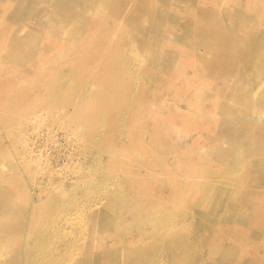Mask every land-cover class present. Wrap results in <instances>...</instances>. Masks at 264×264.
Returning a JSON list of instances; mask_svg holds the SVG:
<instances>
[{
    "label": "bare ground",
    "instance_id": "obj_1",
    "mask_svg": "<svg viewBox=\"0 0 264 264\" xmlns=\"http://www.w3.org/2000/svg\"><path fill=\"white\" fill-rule=\"evenodd\" d=\"M201 1L0 0V58L37 79L11 94L0 92L2 121L16 123L42 102L70 108L76 99L77 121L60 128L81 142L77 176L95 181L72 177L60 189L41 192L26 169L8 163L17 147L0 146V264H264L249 248L264 242V0L253 13L226 12L231 26L221 24L218 7L197 8ZM66 67L81 76L70 89ZM151 67L167 77L162 101L135 81L147 84ZM206 69L222 81L200 103L198 90L210 85L200 75ZM9 88L0 85V91ZM143 90L144 99L138 96ZM182 91L188 108L176 103L174 93ZM155 107L165 111L155 117ZM191 107L209 124L189 123L197 117ZM201 125L214 127L208 129L214 135L203 136L205 148L196 147L199 134L190 143L177 139ZM50 132L29 137L34 159L44 158L36 145L41 133L54 143ZM124 141L129 154L121 160L116 153ZM211 159L223 168L214 169ZM22 160L29 162L25 155ZM223 178L224 193L214 201L215 182ZM27 180L33 203L19 196ZM243 184L250 192L228 199ZM209 202L221 209L219 216L206 208ZM244 208L250 217L234 224Z\"/></svg>",
    "mask_w": 264,
    "mask_h": 264
},
{
    "label": "rangeland",
    "instance_id": "obj_2",
    "mask_svg": "<svg viewBox=\"0 0 264 264\" xmlns=\"http://www.w3.org/2000/svg\"><path fill=\"white\" fill-rule=\"evenodd\" d=\"M258 2H259V0L258 1L257 0H219V4H216L214 2V0H202L200 3L196 2L195 6L197 8H207V7L211 8L212 6L218 7L221 10L220 16H218L219 18H221V24H224L225 26H231L235 21H232L230 18H227L226 12L228 13L229 11H231L233 9H238L241 11V13L243 15H245L246 12L253 13V7L255 6V4H258ZM176 14L178 16H180L181 13H176ZM229 15H231V14H229ZM231 16L234 17V15H231ZM195 18H197V16H195ZM229 19H230V22L228 24ZM253 25H254V23L251 24L250 27L252 28ZM90 61H93V60H90ZM88 64H89V62L87 63V65ZM26 65L28 67H31V65L29 63H26ZM75 65H77L78 67H83L79 63H75ZM139 65L140 66H138V64L135 65V70H138V71L141 70L140 68L142 67V65L141 64H139ZM135 70H134V73H135L134 78L137 75ZM144 72H146V71L144 70ZM214 72H217V71L214 70ZM218 72H220V70ZM189 73H190V75L188 76V78L191 81L195 80V77H194V74L192 73V71L189 70ZM200 75L201 76L203 75L204 81L210 83V85L208 87H203L202 89L198 90L200 92V95H201V100H200V103H201L202 99L203 100L205 99V95L209 96L211 94V92H213V89H217L218 86L221 84L222 80L219 78L220 77L219 73H215L214 74L215 79H212V75H211L209 69H206L204 71V74L200 73ZM74 76H80V75L70 73L68 67H66L64 70V73H63V77L66 80L65 81V87L67 89H70V87L73 84H77V82L79 81V80H74L73 79ZM165 76L166 75L163 74L162 69H155L154 70L151 67L150 74H149V70H148V75H147L148 83L147 84L145 83V80L143 78H140V77H138V79H135V81L137 80V84L142 85L143 88L146 86L148 88V91L156 94L158 99L162 101V99L160 97L161 94L163 92H167L170 89L169 87H167V85H168L166 82L167 77H165ZM222 78H228V77L222 76ZM36 81H37V79L35 77V74L25 75V74L19 73L16 69H13L10 66V63L6 59L0 58V85L11 86L13 88V89L9 88L7 90H2L0 92H2L4 94H11V93L19 90L23 86L25 87V86L33 85ZM164 81L166 83H164ZM180 81L183 83L188 82V80L186 81L185 79H183V76L180 77ZM143 91L141 92L140 95L138 94V96H141L142 99H144V94H145V91L144 92ZM137 92H138V89H136L135 93H137ZM183 92L184 91L180 92L179 95L174 93L175 96L177 97L176 103H177V105L178 104L187 105V108H188V104L186 102L187 97L186 98L183 97L184 96ZM168 98H169V96H168ZM146 101H148L147 98H146ZM75 104H76V99L73 101L72 107H70V108H67L65 106L64 107H55V106L47 107L42 102L39 105V108L37 110H35L34 112H31V113L26 112L25 114L20 116L17 121H15L16 123H7V125H6V123H4L2 121L1 115H0V146L3 147L5 145H7V143H8V144H14L17 147L16 149L13 150V152H12V154L8 160V163H11V164L17 165L20 168L26 169L28 171L29 175H32L33 178L35 179L34 183L40 184L39 188H40L41 192H44L42 190V187L48 188L49 191H51V192L54 191L58 186H60L58 188V189H60L62 180H64V179L68 180L69 178H72V177H83L85 179V182L87 185H93L95 183V181L93 179H91L89 176H77V173L79 172L78 169H80V167L82 166V163L80 162V153H79V149L82 146L81 142L77 139V136L74 133H67L70 131L69 130H63L60 128L61 125L68 124L69 122H72V120L77 121V118L75 116V112L72 109ZM209 105H210V103H207L204 107L209 106ZM187 108L181 109V110H186ZM44 109L46 110V112L48 114H43ZM191 110H192L193 114H195L196 109L191 107ZM145 111H147L146 107H145ZM164 111L165 110H161L160 108L155 107V108L150 109V114L156 117L157 114L163 113ZM88 115H89V112H87L85 114L84 120H87ZM144 116H145V113H142L143 119H144ZM201 120L206 121L207 118L198 115L194 119V122L191 121L189 123L209 124V123H201ZM166 122H167V120H164L162 123H166ZM101 123H106L104 118L102 119ZM112 123H117V122L114 119H112ZM125 123H129L128 118L126 119ZM182 127L183 126H181V128ZM36 128L38 130L35 131L34 129H36ZM208 129L214 130V127L205 128L201 125L198 130L190 129V130L186 131L184 134H182L181 136L177 137V139H180V142L182 141L184 143H186V142L190 143L191 141H193V138L196 136V134H199V136H201V138L204 139V141H202V139L200 138L197 142L196 147L203 146L202 148H205L207 144H206V140L204 137H206L207 134L208 135L210 134L209 136L214 135V132H209ZM40 130H47V131L50 130L51 131L50 133L54 134L53 138L55 137V141H54V143L48 142L46 140V138L45 139L43 138L45 136V134L41 133L42 140L41 141L36 140V145H37V143H40L38 145H39V147L41 146L40 147L41 152H43L45 150V152L42 153L44 158L34 159L32 157V155L28 152V150H29L28 149L29 137L32 138L33 133L38 132ZM217 130H218V128H217ZM15 136L20 137V139L15 140L13 138ZM65 137L69 138V140L73 143L74 148L72 146H70L69 144H67V141H66L67 138L65 139ZM27 139H28V141H27ZM129 144L130 143L128 141H124V144H122V143L118 144L120 151L117 152L116 155L118 157H119V155H123V158L121 160H124L125 156L129 154V150H128ZM225 147H226V144H225ZM88 150H93L94 151L93 154H98V152H96L91 147H88ZM24 155L29 159V162H24L22 160ZM209 160H210V158H209ZM212 161L213 160L211 159L210 165L213 168L215 167L214 169L223 168V166L220 162H218V161L212 162ZM252 178H253V176L250 175V179H252ZM72 182H74V181L72 180ZM225 182H226V178H223L221 180V182L218 184L215 182L214 197H213L214 201L221 200V198L219 196L224 193L223 185L226 184ZM32 184L33 183H30L27 180L25 186L20 191L19 196L23 200L29 199L30 202H32V199L35 196L34 187H31ZM105 187H106V185L102 186V188H105ZM153 188H155V187H153ZM109 190L113 191V187H111ZM250 190H251V187H249L246 184L245 185L243 184V186H241L237 190L232 191L228 199L237 200V197H241L243 195H246L247 193L250 192ZM122 192H123L122 187H118V193H122ZM100 193H103V190ZM104 193H106V192H104ZM199 195H200V193H199ZM200 198H201V196H200ZM206 204H207L206 208H209V210L212 211L215 216L220 215L221 209L218 206H216V203L209 202ZM241 211H242V215H241ZM75 212H77V211H75ZM242 217L243 218L250 217L249 210H247L246 208L241 209L235 215V219H234L233 223L235 224V222L238 221L239 224H241ZM117 219H118V217L115 218V220H117ZM124 219L127 220L128 216H126ZM120 220H121V218H120ZM216 222L217 221H215V223ZM123 225H126L129 228L131 224L130 223L126 224L124 222ZM117 227H119V226L110 227L106 234L112 233L113 229L117 228ZM128 231H130V230H128ZM203 232H204V230H203ZM130 234L134 235L135 231L134 232L131 231ZM189 237H192V234H190ZM14 242H15V239L12 237V239H11L12 245ZM259 242L258 241L252 242V243H250L251 245L249 247L253 253H256L255 255L258 258L264 257V247L262 246L264 242H262V244L260 243V245H261L260 248H259ZM185 244H189V243H185ZM191 244L193 246H195L194 241L190 242V245ZM50 245L52 247V243H50ZM195 262H196L195 264H198L197 261H195ZM263 263H264V261H263ZM191 264H194L193 261L191 262Z\"/></svg>",
    "mask_w": 264,
    "mask_h": 264
}]
</instances>
